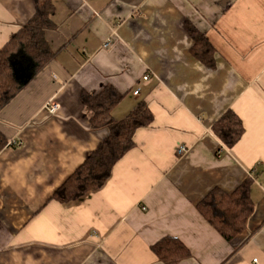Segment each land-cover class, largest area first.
<instances>
[{
    "label": "crops",
    "instance_id": "0c3cea01",
    "mask_svg": "<svg viewBox=\"0 0 264 264\" xmlns=\"http://www.w3.org/2000/svg\"><path fill=\"white\" fill-rule=\"evenodd\" d=\"M53 5L44 33L52 59L36 69L22 48L9 58L17 91L0 109L8 142L0 151V264H163L150 247L165 237L190 253L177 264H264V0ZM34 9L33 0H0V48ZM185 22L214 48L213 68L192 57ZM106 86L126 95L116 119L143 100L152 124L135 132L134 148L100 190L51 201L108 136L91 128L81 101ZM49 102L59 105L55 115ZM227 110L244 128L231 149L212 131ZM246 179L253 210L227 242L197 205Z\"/></svg>",
    "mask_w": 264,
    "mask_h": 264
},
{
    "label": "trees",
    "instance_id": "16d2710c",
    "mask_svg": "<svg viewBox=\"0 0 264 264\" xmlns=\"http://www.w3.org/2000/svg\"><path fill=\"white\" fill-rule=\"evenodd\" d=\"M33 3L35 12L31 20L22 26L7 45L0 48V109L17 91L9 66V58L13 53L22 48L36 64V69L43 67L54 56L44 41V33L53 25V0H33ZM184 31L193 41L190 50L192 57L203 66L213 68L215 50L205 36L188 22L184 23ZM125 96L112 86L104 87L94 96L82 94L81 101L91 113V128L107 130L108 136L54 191L51 201L68 204L100 190L110 178L114 165L134 148L135 132L152 124V113L143 100L136 103L123 118L114 117V109ZM212 131L228 149L234 147L244 134L242 122L230 110L212 125ZM7 145L5 136L0 132V151ZM250 187L251 182L246 179L231 195L214 189L197 205L199 214L227 242L246 230L253 210ZM150 249L163 264H177L190 254L180 241L171 237L162 238Z\"/></svg>",
    "mask_w": 264,
    "mask_h": 264
},
{
    "label": "built area",
    "instance_id": "2783aa9c",
    "mask_svg": "<svg viewBox=\"0 0 264 264\" xmlns=\"http://www.w3.org/2000/svg\"><path fill=\"white\" fill-rule=\"evenodd\" d=\"M107 46H108V43L105 44V47H107ZM143 79H144V80H147L148 77L145 76V77H143ZM138 94H139V91H138V90H136V91L133 93L134 96H136V95H138ZM45 110H46L50 115H55L56 112L59 110V105H58L57 103H55V102H49L48 104H46V106H45ZM12 143H13V142H12ZM183 150H184L183 147H179V148L177 149V152H178L179 154H181V153L183 152ZM253 262L256 263V260H253Z\"/></svg>",
    "mask_w": 264,
    "mask_h": 264
}]
</instances>
